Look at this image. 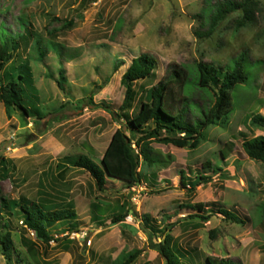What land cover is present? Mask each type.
Instances as JSON below:
<instances>
[{"label":"rangeland","instance_id":"1","mask_svg":"<svg viewBox=\"0 0 264 264\" xmlns=\"http://www.w3.org/2000/svg\"><path fill=\"white\" fill-rule=\"evenodd\" d=\"M206 8L205 0H0V26L26 36L11 52L5 71L26 64L35 104L46 113L32 119L0 102V196L70 206L80 222L71 231L64 222L55 223L50 227L53 239L43 242L23 225L20 212L3 214L23 256L21 264H111L119 252L134 248L142 252L132 264H165L151 247L144 214L186 252L182 257L175 251L179 264H206V256L264 264V163L241 148L243 139L264 134L250 122L252 113H264V0H258L251 22L237 26L240 12L235 11L210 36H198L207 26L198 16ZM36 40L46 49L42 60ZM52 43L60 45L61 57ZM240 52L248 58L247 80L231 93L233 111L203 131L197 148L151 140L153 155L162 163L149 165L141 158L140 182L131 187L107 178L99 190L85 170H61L65 155H85L99 164L111 133L120 126L99 103L116 109L122 102L120 78L133 57L150 54L157 66L149 77L134 81L130 115L168 64H226ZM60 76L62 86L56 81ZM200 94L187 97L188 117L200 115L201 98L212 102V95ZM226 141L234 145L220 159L218 151ZM206 159L220 170L202 167ZM196 172L211 178L192 187ZM197 201L206 204L202 213H211L209 219L186 216L184 206ZM218 207L243 222L227 219ZM118 212L125 216L113 223L111 217ZM0 264H6L1 252Z\"/></svg>","mask_w":264,"mask_h":264},{"label":"trees","instance_id":"2","mask_svg":"<svg viewBox=\"0 0 264 264\" xmlns=\"http://www.w3.org/2000/svg\"><path fill=\"white\" fill-rule=\"evenodd\" d=\"M205 2L206 12L203 10V13L198 16L206 21L207 26L203 31L197 32L198 36H210L219 23L229 13L235 11L240 12L236 19L237 26L251 22L254 19L258 0H216L212 4L211 0H205ZM70 24L69 21H64V25ZM20 25L21 28L26 27L24 23ZM25 39L24 34L11 33L4 25L0 26V102L7 108L18 109L25 117L40 119L46 113L35 104L38 100L31 91L30 73L26 64L17 66L11 73L5 71L6 63L12 56L11 52L18 49ZM37 42V40L34 42L37 58L42 60L46 49ZM52 46L56 55L61 57L60 45L52 43ZM247 61V55L240 52L226 64H212L204 61H199L190 67L168 64L163 76L148 89L146 99L140 100L138 109L130 115L127 111L132 107L135 97L134 81L149 77L157 66V59L150 54L141 53L133 57L120 78L125 89L122 102L116 109H112L104 102L99 103V106L110 112L120 123V126L111 133L99 159V164L85 155H65L62 157L63 163L60 164L61 170L64 171L68 166L85 170L99 190L104 189L107 178L117 179L126 187L139 183L141 158L149 165L162 163L160 158L153 155V149L149 145L151 140L195 149L201 142L203 131L209 125H217L233 111L231 93L237 85L246 82L245 62ZM59 63L61 64V61ZM56 81L62 86L64 76H60V80L56 79ZM104 83H107V79ZM202 92L206 93L207 97L212 95V102L205 98H201L200 102L196 101L200 105L201 113L196 117L193 115L188 117L190 112L187 97H195V95L203 97L200 94ZM79 102L82 103L83 99ZM89 103L92 104L91 101ZM250 122L264 133V113H252ZM233 145L232 141L224 143L218 151L220 159L226 158L231 153ZM241 148L249 158L264 163V134L243 139ZM202 167L211 168L213 172L220 170V167L214 166L207 159L202 163ZM210 178V176L196 172L190 184L193 187L206 183ZM185 179L186 176L181 171L180 182L185 184ZM205 207L207 206L203 201H197L185 205L184 209L188 217L207 220L211 213L203 214ZM260 208L264 216V203H261ZM217 210L227 219L243 222V219L223 207H218ZM14 211L20 212L23 225L33 231L36 237L43 242L53 239L50 227L57 222H64L70 231L80 225L74 208L70 206L47 207L24 196L17 200L0 196V252L5 257L6 264L23 262V256L15 248L10 221L4 217L8 212L13 214ZM124 216L125 213L118 212L112 215L111 220L116 223L123 220ZM142 217H144L143 223L146 226L145 231L151 247L163 257L165 264H179L175 251L182 257L186 252L173 244V236L170 233L164 234L163 230L158 231L156 225L151 223V216L144 214ZM157 233L161 235H156ZM157 236H163V239L153 241V237ZM141 252L142 249L139 248L121 251L111 261V264H132ZM205 263L236 264L228 257L212 256H206Z\"/></svg>","mask_w":264,"mask_h":264}]
</instances>
